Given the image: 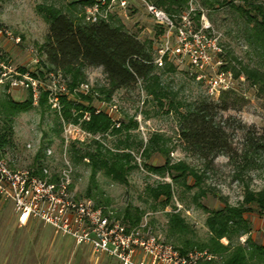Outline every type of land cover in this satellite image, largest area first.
Instances as JSON below:
<instances>
[{
	"label": "rangeland",
	"instance_id": "rangeland-1",
	"mask_svg": "<svg viewBox=\"0 0 264 264\" xmlns=\"http://www.w3.org/2000/svg\"><path fill=\"white\" fill-rule=\"evenodd\" d=\"M80 0H0V29L7 31L8 36L0 38V47L4 55L19 69L24 67L32 69L33 75L45 76L48 71L39 61L43 55L38 51V45L44 40L46 24L36 10L39 4H52L61 11L67 13L75 21H85L84 9L87 5ZM168 15H175L179 19L181 14H189L196 28L206 27L207 32L217 37V42L222 48L225 61L224 67L231 70L235 78L233 90L238 99L234 108L223 112L226 126L231 132V151L227 155H217L210 164L184 148L178 139V115L173 108L168 106L158 107L154 100L146 94L141 81L132 89H118L113 92L110 99L117 107V112L110 115L115 126H119V120L132 118L137 126L130 130L134 146L128 149L132 154V161L136 167L129 171L126 183L113 181L102 171L95 174V188L91 192L95 199H99L102 205L111 207L116 212H122L125 206L138 207L142 211L140 222L146 221L151 232L161 235L173 245L177 244L176 235H172L167 226L168 214L178 212L188 225L183 233L184 237L192 241H205L209 236L205 224L207 209H216L224 204L238 205L242 203L246 191H264V152H246L247 138L252 135L259 137L264 135V90H259L250 84L242 71L236 76L233 67L239 69L237 61H241L251 67H259L264 70V49L258 47L252 36L251 25L241 13L229 4L220 5L221 0H207L209 4H202V0H188L187 5L178 12H167L156 5L152 0H146ZM264 6V0H257ZM235 4L248 7L246 2L236 0ZM200 12L197 16V12ZM114 21L123 23L124 27L135 33L139 39L151 42L152 56L156 55V48L160 43L162 26L157 24L150 16L141 0H131L126 14L118 7H111L108 14ZM107 18V19H108ZM19 37L18 42L13 37ZM37 57L38 62H32ZM233 58H236L234 60ZM166 59L162 66H157L155 71L160 73L161 81L172 91L176 102L181 103L179 110L182 112L191 108L199 99H211L202 80H197L187 67L175 66L174 71L164 70ZM58 73L66 82L60 70ZM85 80L92 85L105 84L101 67H85ZM227 91V90H226ZM224 92V91H223ZM7 93L0 86V95ZM13 99H23L25 91L12 89L8 92ZM42 93V92H41ZM44 104L39 107V96L36 104H31L27 110L17 113L13 117L12 144L2 148L4 157L11 167L16 169H37L41 176L53 179L63 168L68 169L69 188L78 196H84L88 185L89 166L87 159L73 161L70 146L89 144L94 140L104 146L115 150L118 139H124V131L119 134H111L110 131L92 133L84 129L80 120L74 122L66 120L62 115V101L74 102L78 98L74 95H60L59 107L53 108L48 102L44 91ZM74 100V101H73ZM77 101V100H76ZM105 109L106 106L98 105ZM73 108L71 113L73 114ZM108 113V112H107ZM109 115V114H108ZM84 112L82 118H86ZM65 129V130H64ZM162 134L166 138V144L170 147L169 160L171 163L183 160L202 175L201 187L208 193L197 198L198 187L187 188L181 179L172 180L167 173L161 174L149 171L144 163L160 165L164 159L159 153H153L149 158H144L142 150L144 144L154 134ZM139 140L142 141L141 146ZM39 152L37 163L34 155ZM67 161V164L65 162ZM45 169V170H44ZM186 183L192 185L195 179L188 176ZM159 182H168L172 185L173 195L171 201L163 205L162 201H154L147 196L145 186L155 185ZM93 199V198H91ZM250 221V232L240 235L239 241L243 242L247 236L255 243H264V215L252 206V209L244 214ZM0 219L14 220L12 205L8 198L0 196ZM33 235L23 233L22 229H11L10 226L2 229L4 237V250L11 248L19 253L32 252L41 260H34V264L43 262L46 264H119L113 257L103 253L95 256L84 244L74 245L68 236H61L48 226L35 222ZM37 230L41 232L38 233ZM226 244V238H221ZM6 249V250H7ZM188 250H205L197 247ZM187 250V251H188ZM220 261V256H218Z\"/></svg>",
	"mask_w": 264,
	"mask_h": 264
},
{
	"label": "trees",
	"instance_id": "trees-1",
	"mask_svg": "<svg viewBox=\"0 0 264 264\" xmlns=\"http://www.w3.org/2000/svg\"><path fill=\"white\" fill-rule=\"evenodd\" d=\"M92 0H80L87 4ZM156 5L173 13L182 10L188 0H152ZM236 0H221L220 5L229 4L238 10L244 19L254 22L251 25L252 36L256 45L264 49V6L257 0H241L242 4H235ZM202 0V4H209ZM37 12L46 24L44 40L37 46L43 55L39 64L46 70H60L67 78L69 89L77 83L84 81L85 67H101L105 78V84H95L92 88L98 90L101 96L93 97L90 93L78 94V98L71 102L61 99L62 115L66 120L78 121L81 126L92 133L110 131L111 134H119L124 131V139H118L114 149L104 146L97 140L89 144L75 146L71 144L70 152L73 161L87 159L89 166L88 185L84 196L93 198V201L102 205L101 200L95 199L91 188H95V174L102 171L113 181L127 182L129 171L137 165L132 161V154L127 151L134 146L130 130L136 128L137 122L132 118L119 120V126L113 124L112 117L105 109L98 108L101 100L108 101L115 90L132 89L141 81L146 94L155 101L158 107L168 106L173 108L178 115V139L184 148L199 158L205 164H210L213 159L221 154H229L231 151V132L226 126L223 112L235 107L238 95L233 90L221 93L217 100L206 98L199 99L191 108L182 112L179 110L181 103L176 102L172 91L161 81L160 73L155 71L156 65L152 62V47L148 40H141L138 36L127 30L123 23L114 21L110 15L108 19H100L95 22L75 21L67 13L61 11L52 4H39ZM200 12H197L199 16ZM236 60V58H233ZM237 61V60H236ZM239 69L233 67L237 76L240 71L246 80L264 90V70L259 67H251L237 61ZM25 68L20 67L23 71ZM164 70L174 71L175 66L167 62ZM44 92L39 99V107L43 106ZM31 107L29 95L23 99H13L9 93L0 95V150L10 147L12 144L13 117ZM73 108V114L71 113ZM87 112L86 118H82ZM142 141L139 140L141 146ZM170 147L166 144V138L162 134L154 133L144 144L142 154L149 158L153 153H159L164 161L160 165L144 163V166L152 172L167 173L174 181H181L187 188L198 187L197 198L204 197L208 191L201 187L202 175L183 160L171 163L169 160ZM245 151L264 152V135L247 138ZM39 152L34 155L37 163ZM32 173L40 175L37 169ZM192 176L195 181L192 185L186 183V178ZM180 182V181H179ZM145 192L154 201H162L168 204L173 195L172 185L168 182H159L155 185H146ZM254 206L259 213L264 215V191H246L242 203L238 205L224 204L216 209H207L205 224L209 236L205 241H192L184 237L183 233L188 225L178 212L168 214L167 226L172 235H176L177 244H174L181 252L189 248L197 247L206 249L216 255L215 259L201 264H264V243H255L249 236L243 242L239 236L250 232V221L244 215ZM123 222L130 225L137 224L142 211L138 207L125 206L122 212H116ZM221 238H226L224 244ZM220 256V261H218Z\"/></svg>",
	"mask_w": 264,
	"mask_h": 264
},
{
	"label": "built area",
	"instance_id": "built-area-1",
	"mask_svg": "<svg viewBox=\"0 0 264 264\" xmlns=\"http://www.w3.org/2000/svg\"><path fill=\"white\" fill-rule=\"evenodd\" d=\"M141 2L146 12L162 26L160 43L152 59L155 65L162 66L168 59L175 66L187 67L197 80L204 82L212 100L234 86L235 78L231 70L224 67L222 48L216 36L203 29L206 27L196 28L189 14H181L176 20L175 15H168L154 4ZM130 3L131 0H95L85 7L84 19L87 22L107 19L111 7L115 6L126 14ZM3 35L8 36V33L0 29V38ZM13 41L18 42L19 37H13ZM31 60L38 62L37 57ZM31 70L20 71L0 47V86L7 93L12 89L25 91L31 104H36L45 91L50 106L57 109L60 95L101 96L87 80L69 89L59 71L48 70L45 76H38ZM99 105L106 106L111 116L117 112L116 105L109 101L101 100ZM0 196L10 200L17 223L39 221L54 233L70 237L74 245L84 244L93 254L105 253L119 264H201L216 258L206 249L181 252L161 235L151 232L146 221L130 225L111 207L97 204L90 197L75 195L69 188L66 167L49 179L28 169L11 167L0 150Z\"/></svg>",
	"mask_w": 264,
	"mask_h": 264
},
{
	"label": "crops",
	"instance_id": "crops-1",
	"mask_svg": "<svg viewBox=\"0 0 264 264\" xmlns=\"http://www.w3.org/2000/svg\"><path fill=\"white\" fill-rule=\"evenodd\" d=\"M35 222H39L36 220H28L26 221L24 224H19L16 222L15 220V216H14V220H2L0 219V264H34V260H41L40 258L35 257L32 252H25V253H19L17 251H13L10 247L6 250H4L3 246H4V237L2 236V229L8 227V225L10 226L11 229L15 228H19L22 229L23 233H27L29 232L30 234L33 235L34 233V228L36 227L34 224H36ZM40 223V222H39ZM40 225H42L40 223ZM37 228V227H36ZM50 228V227H49ZM51 229V228H50ZM38 233H40V230H37ZM52 231V229H51ZM95 256H97V254H94ZM49 259L46 264H49ZM38 264H43V262L38 263ZM103 264V263H102Z\"/></svg>",
	"mask_w": 264,
	"mask_h": 264
}]
</instances>
